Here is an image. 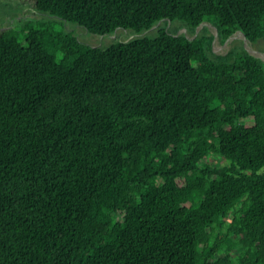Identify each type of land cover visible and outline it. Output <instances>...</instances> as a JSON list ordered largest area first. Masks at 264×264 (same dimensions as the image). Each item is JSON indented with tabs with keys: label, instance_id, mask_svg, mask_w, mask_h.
<instances>
[{
	"label": "trees",
	"instance_id": "1",
	"mask_svg": "<svg viewBox=\"0 0 264 264\" xmlns=\"http://www.w3.org/2000/svg\"><path fill=\"white\" fill-rule=\"evenodd\" d=\"M34 5L135 36L0 32V264H264V61L196 33L264 42V0Z\"/></svg>",
	"mask_w": 264,
	"mask_h": 264
},
{
	"label": "rangeland",
	"instance_id": "2",
	"mask_svg": "<svg viewBox=\"0 0 264 264\" xmlns=\"http://www.w3.org/2000/svg\"><path fill=\"white\" fill-rule=\"evenodd\" d=\"M50 20L52 23L51 29L60 31H69L79 39L80 41L91 45L104 47L115 41H125L135 36L134 33L124 30L116 29L111 34L96 35L88 32L85 28L70 23L67 21H62L61 19L51 16L49 14H43L36 10L34 5V0H0V32L9 31L11 29H20V26L27 21L33 20ZM177 34H185L189 38H193L195 34H190L184 27L179 26V24H174ZM158 26V25H157ZM147 31L146 33L153 32L156 28ZM172 26V25H171ZM203 26H206L208 32L212 33L215 37L212 43V50L216 54H225L231 47H243L251 51H256L257 55L262 57L264 61V42L259 40L256 43H252L243 35L236 33L235 37L227 42H220L216 35V29L208 22ZM202 26V27H203ZM170 27V24L167 28ZM201 27V28H202ZM201 28L197 31L200 32ZM21 34V33H20ZM51 49L53 46L50 47ZM209 162L212 165H221L227 163L226 160L219 157L211 156Z\"/></svg>",
	"mask_w": 264,
	"mask_h": 264
},
{
	"label": "water",
	"instance_id": "3",
	"mask_svg": "<svg viewBox=\"0 0 264 264\" xmlns=\"http://www.w3.org/2000/svg\"><path fill=\"white\" fill-rule=\"evenodd\" d=\"M160 22H161V20H159L155 25H153L149 30H151V29H153L154 27H156L157 25H159L160 24ZM206 22H202L197 28H196V33H197V31L205 24ZM236 33H239V34H241V35H243V37L245 38V36H244V34L241 32V31H237V32H235L234 34H232V35H230L226 40H225V42H227V41H229L230 39H232L233 37H235V34ZM216 35H217V33H216ZM214 39H215V37H214ZM246 49V48H245ZM246 51L249 53V54H251V55H253V56H255V57H257V58H260L261 60H262V57H260L259 55H257V52L256 51H251V50H249V49H246Z\"/></svg>",
	"mask_w": 264,
	"mask_h": 264
}]
</instances>
